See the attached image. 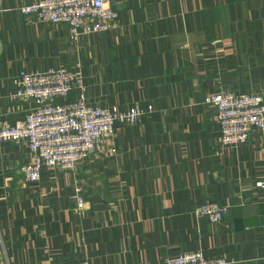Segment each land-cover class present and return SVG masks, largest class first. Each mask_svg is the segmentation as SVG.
<instances>
[{
    "label": "crops",
    "instance_id": "crops-1",
    "mask_svg": "<svg viewBox=\"0 0 264 264\" xmlns=\"http://www.w3.org/2000/svg\"><path fill=\"white\" fill-rule=\"evenodd\" d=\"M33 1L0 0V126L29 108L8 99L13 76L75 61L89 103L152 109L37 183L18 173L32 161L26 144L0 142V264H162L187 251L264 264V142L253 132L221 146L203 102L221 90L264 97V0L111 1L117 26L76 42L66 24L20 12ZM206 201L227 207L221 222L195 215Z\"/></svg>",
    "mask_w": 264,
    "mask_h": 264
},
{
    "label": "built area",
    "instance_id": "built-area-1",
    "mask_svg": "<svg viewBox=\"0 0 264 264\" xmlns=\"http://www.w3.org/2000/svg\"><path fill=\"white\" fill-rule=\"evenodd\" d=\"M124 0H35L19 10L42 23H63L69 39L105 32L117 26L119 12L108 4ZM14 90L9 100H23L29 108L23 118L0 126V142L22 141L32 153V161L21 165L18 173L26 183H37L43 168L73 170L78 162L98 154L103 141L114 132L116 123L136 124L152 109L131 106L124 110L108 109L87 100L81 64L28 72L20 70L12 78ZM74 91V98H68ZM203 102L216 110L221 146L237 148L253 132L264 142V97L261 93H234L221 90L205 96ZM110 152H115L114 148ZM258 186L264 187L261 182ZM85 204L80 190L75 194V212ZM227 207L206 201L194 209L196 216L211 223L221 222ZM223 256L209 257L200 251H187L164 256L162 264H230Z\"/></svg>",
    "mask_w": 264,
    "mask_h": 264
}]
</instances>
